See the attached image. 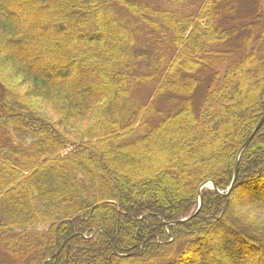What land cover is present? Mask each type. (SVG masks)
<instances>
[{
    "label": "trees",
    "instance_id": "trees-1",
    "mask_svg": "<svg viewBox=\"0 0 264 264\" xmlns=\"http://www.w3.org/2000/svg\"><path fill=\"white\" fill-rule=\"evenodd\" d=\"M252 36L264 54V0H0V72L30 86L0 80V264H264Z\"/></svg>",
    "mask_w": 264,
    "mask_h": 264
},
{
    "label": "rangeland",
    "instance_id": "rangeland-1",
    "mask_svg": "<svg viewBox=\"0 0 264 264\" xmlns=\"http://www.w3.org/2000/svg\"><path fill=\"white\" fill-rule=\"evenodd\" d=\"M99 3L100 4H102V0H99ZM189 9H192V11H194L195 10V7H192V6H189ZM117 10H119L118 8H115V11H117ZM121 15V14H120ZM119 15V16H120ZM122 16V15H121ZM211 19L212 20H214V18L213 17H211ZM104 20H105V23H104V27H107V25H109V23H111V18L110 17H106V18H104ZM119 20H117L116 21V24H118L119 22H118ZM226 27H227V25H226ZM139 28L141 29V30H146L147 28H148V25H146V24H141L140 26H139ZM170 41V40H169ZM250 42V45H249V48H250V46H251V49L253 50V53L251 54L252 55V57H250L249 59H248V63L249 64H247V66H246V68H245V70H244V72L249 76V77H251L253 74H255L257 71H260L261 70V67H263V65H264V54H259V52H258V50L257 49H255V45L257 44H259V42H258V40H257V37H251V40L249 41ZM187 43V42H186ZM151 45V47L152 48H156L157 49V52H158V55H153V56H149V58L151 59V60H157L158 58H159V56L162 54V56L163 55H165V56H167L168 54L167 53H165V50H160V47H158V45L157 44H150ZM23 49V47H21V46H17V49H16V51H18V50H22ZM251 50V51H252ZM251 51H248L247 53L249 54ZM263 51H264V49H263ZM263 51H262V53H263ZM8 53V55H10V54H12V51L10 52V51H8L7 52ZM243 53L244 52H241V51H239V52H237L234 56H231V57H229L230 58V62H227V61H225V63L222 65V66H220L223 70L226 68V66H229L228 64L230 63H232L234 60H238L242 55H243ZM255 53V54H254ZM253 54H254V56H253ZM259 54V55H258ZM147 60H149V58H147V57H145ZM1 70H5V71H7L6 73H9L8 71L10 70L9 69V67H8V65L7 64H3V65H1V68H0V71ZM3 73H1L0 72V77L2 78H0V80H1V82L5 85V83H4V81L7 83V88H9V86L10 87H12L15 91H17L18 93H20V94H22L24 97H27V95L26 94H30L29 93V89H30V86L28 85V84H23L22 83V81H23V79H24V77L23 76H16V75H14V74H11V76H10V78L8 77L9 75H6L5 76V74L4 75H2ZM159 75L160 76H162L163 75V73H162V71L160 70V72H159ZM4 80V81H3ZM142 84V83H141ZM142 87H146V86H140L139 88H137L136 89V92H139L141 95L142 94H145L146 96H145V99H144V104H148V101L151 99V97H152V99H153V94L155 93V92H153V94H152V96L150 97V99H148V96H150L151 94L149 93V91L147 90V88H142ZM28 89V92H26V90ZM256 90L254 91V93L256 92H258L259 90V86H258V88H255ZM4 93V92H3ZM142 96H144V95H142ZM151 99V100H152ZM150 100V101H151ZM25 101L28 103V105H30L33 109H34V112L36 113V114H38V115H43V116H46L47 118H51V119H56L57 118V113H56V111L54 110V103H53V101L52 100H50V99H45V98H41V97H32V96H29L27 99L25 98ZM140 104H137V106H139ZM56 113V114H55ZM26 116H27V118H30V115H28V112H26ZM187 115H185V117H186ZM239 120H241V117H239V119H238V121ZM141 144H144V146H145V148H142V145H141V147L139 148V146H138V149L139 150H141V151H143V154L140 156L141 158H143V157H146V158H148L150 161H153V162H151V164L152 165H154L155 167L157 166V163H159L160 162V160H159V157L155 154V152L156 151H153V150H151L150 148H149V150L147 151V150H145L146 149V147L147 146H149V142H147V141H142V142H140ZM216 151H218V149L216 150ZM139 152V151H138ZM144 153H146V154H144ZM157 168V167H156ZM181 185L184 187L186 184L184 183V182H182L181 183ZM208 189H213L212 188V185H210V184H207V186L206 187H203V188H201L200 190H199V199H198V205H199V202H200V199L202 198H200V194L202 193V192H204L205 190H208ZM135 192V194H136V196H138L137 195V193H136V191H134ZM172 192V191H171ZM242 195H247V193L246 192H242ZM239 198V197H238ZM202 200H203V198H202ZM198 205H197V207H198ZM197 207H196V209H197ZM200 235H202V234H200ZM184 237L185 236H182V239H180V241H177L176 240V242H178V243H183V242H185V239H184ZM198 246H201V244H198ZM198 246H197V243L195 244V247H197L198 248ZM150 264V263H149Z\"/></svg>",
    "mask_w": 264,
    "mask_h": 264
},
{
    "label": "water",
    "instance_id": "water-1",
    "mask_svg": "<svg viewBox=\"0 0 264 264\" xmlns=\"http://www.w3.org/2000/svg\"><path fill=\"white\" fill-rule=\"evenodd\" d=\"M263 123H264V115L261 117V119H260V121L258 122L257 126L255 127L254 131L251 133V135L247 138V140H246V141L244 142V144L242 145V147H241V149H240V152H241V151L246 147V145H247V144L253 139V137L255 136V134L257 133V131L261 128V126H262ZM238 159H239V158H238ZM237 175H238V163L236 164V167H235V174H234L233 181H232L231 185L228 187V189H227V191L225 192V194H228V193L231 191V189H232V187H233V185H234V183H235V181H236V179H237ZM209 183L212 185L213 188H215V189L217 190L215 184H214L212 181H207V182H205L201 187H202V188H203V187H206V185L209 184ZM201 203H202V198L200 199V205H199V208L201 207ZM199 208H198V209H199ZM198 209H197V211H196L194 214H192L191 216H189V217H187V218H184V219H181V220H178V221H176V222H174V223H180V222L185 221L186 219H189V218H191V217H194V216L199 212Z\"/></svg>",
    "mask_w": 264,
    "mask_h": 264
}]
</instances>
